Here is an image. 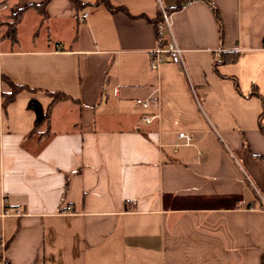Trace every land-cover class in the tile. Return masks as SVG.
<instances>
[{"label":"crops","instance_id":"crops-1","mask_svg":"<svg viewBox=\"0 0 264 264\" xmlns=\"http://www.w3.org/2000/svg\"><path fill=\"white\" fill-rule=\"evenodd\" d=\"M44 1L0 0V256L264 264V0ZM159 5L184 68L149 67ZM3 77L28 88L6 107ZM178 132L193 146L174 151Z\"/></svg>","mask_w":264,"mask_h":264},{"label":"built area","instance_id":"built-area-1","mask_svg":"<svg viewBox=\"0 0 264 264\" xmlns=\"http://www.w3.org/2000/svg\"><path fill=\"white\" fill-rule=\"evenodd\" d=\"M160 6V21L156 23V46L148 51L149 55V67L152 70H157L163 63L170 62L178 67L184 68V50L178 45L172 31V19L170 14ZM86 14L82 15V19L86 18ZM264 48V41L262 42ZM135 103L141 106L143 109H148L150 103L148 100L137 99ZM154 119L153 116H143L142 122L144 124H150ZM165 138L170 140L171 147L174 151H177L182 146H193V138L191 135L185 132H178L176 134L168 133ZM159 146L162 147L163 143L160 141ZM193 156L199 157L202 152L196 148L193 150ZM18 212V211H17ZM9 212L4 209L0 214V221L4 217L8 216ZM6 247V241L0 238V250H4ZM0 264H8L5 259L0 256Z\"/></svg>","mask_w":264,"mask_h":264},{"label":"trees","instance_id":"trees-1","mask_svg":"<svg viewBox=\"0 0 264 264\" xmlns=\"http://www.w3.org/2000/svg\"><path fill=\"white\" fill-rule=\"evenodd\" d=\"M49 0H45L41 5L37 6L38 10H42L43 6L48 2ZM77 8H83L85 6L84 3H82L80 0H70ZM103 3L104 6L109 10V11H116V10H121V8H115L112 5H110L107 1L104 0H99L97 4ZM26 8H21L17 10L13 15L10 17V21L6 23V31L4 33V37L10 39L11 41L15 42L16 41V30H17V25L19 23V20ZM217 19L219 21V17L216 14ZM3 82L8 86L9 92H5L2 95V105L3 107H6L10 102L13 101L15 95L19 93L22 90H27L28 88L23 85H17L8 80L7 78L3 77ZM252 94L258 95L257 91L254 90ZM49 95L53 98V102L57 100H63L66 99L67 96L63 93H49ZM263 102V110L261 115L259 116V121L261 118L264 116V100ZM28 109L34 111L36 118H35V123L34 125L37 126L38 124L45 122L48 120V113H45L40 105V103L35 100V99H30L27 105ZM260 131L264 135V127L260 124Z\"/></svg>","mask_w":264,"mask_h":264}]
</instances>
